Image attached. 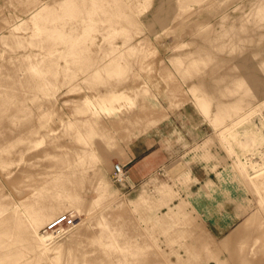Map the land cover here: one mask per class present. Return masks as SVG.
Wrapping results in <instances>:
<instances>
[{"label":"rangeland","instance_id":"obj_1","mask_svg":"<svg viewBox=\"0 0 264 264\" xmlns=\"http://www.w3.org/2000/svg\"><path fill=\"white\" fill-rule=\"evenodd\" d=\"M0 264H264V0H0Z\"/></svg>","mask_w":264,"mask_h":264},{"label":"crops","instance_id":"obj_2","mask_svg":"<svg viewBox=\"0 0 264 264\" xmlns=\"http://www.w3.org/2000/svg\"><path fill=\"white\" fill-rule=\"evenodd\" d=\"M162 126L163 125L159 124V125L156 126L157 128L155 127L153 129L151 128L149 130V134L151 135L150 137H153V139L152 138H148V137H147L146 140H138V139H136L135 143H132V144H129L128 146H126L127 150H126V155H125V161H127L128 163H131L130 166H129L130 171H131V175H132V172L134 174L135 173H137V174L141 173L139 165L142 164L141 163L142 158L147 159V161L150 162V160H153V159L155 160L157 155H160L159 154L160 152H158V150H155V148H154L155 146H157V144H156L157 142H155V144H153V143H151V141H154L155 138H157L156 134H159L160 131H161V130H158V129H161ZM197 132L198 131H196V133ZM158 138H160V137H158ZM200 189H202V190L204 189L203 184H201L200 186H197L196 193H195L196 194L195 195L196 199L194 200V204L197 207V210L199 209L200 211H205V204L203 203V197L201 196L199 198V201H198V196L200 195ZM202 190H201V193L203 194ZM198 191H199V193H198ZM182 203H183V200L178 202L177 205H180ZM223 211H224L223 212L224 214L222 216L220 215V216H218V218H215V217L212 218L214 220L217 219V222L210 221V224H208V225L211 228H214V229H225V228L229 227L230 224L233 222V220L236 218L232 214V212H235V210L234 211L230 210L229 207H227V209H225Z\"/></svg>","mask_w":264,"mask_h":264},{"label":"built area","instance_id":"obj_3","mask_svg":"<svg viewBox=\"0 0 264 264\" xmlns=\"http://www.w3.org/2000/svg\"><path fill=\"white\" fill-rule=\"evenodd\" d=\"M127 168L122 163H116L113 168V174L117 178L127 176ZM75 226V217L66 212L58 218L51 220L44 228V234L51 238H60L68 233Z\"/></svg>","mask_w":264,"mask_h":264},{"label":"bare ground","instance_id":"obj_4","mask_svg":"<svg viewBox=\"0 0 264 264\" xmlns=\"http://www.w3.org/2000/svg\"><path fill=\"white\" fill-rule=\"evenodd\" d=\"M42 236V235H41ZM47 236V235H46ZM44 237V236H43Z\"/></svg>","mask_w":264,"mask_h":264}]
</instances>
